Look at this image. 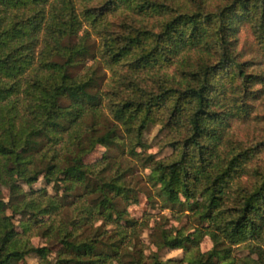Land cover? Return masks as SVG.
<instances>
[{"label": "trees", "instance_id": "trees-1", "mask_svg": "<svg viewBox=\"0 0 264 264\" xmlns=\"http://www.w3.org/2000/svg\"><path fill=\"white\" fill-rule=\"evenodd\" d=\"M241 24L264 54V0H0V264H264V172L250 167L255 181L232 188L264 141L224 135L263 81L236 49ZM149 124L177 129L171 157L145 160L153 195L197 225L152 244L186 254L206 235L204 252L162 260L129 245L136 222L118 202L134 190L83 161L97 145L137 156ZM39 178L52 195L20 189ZM14 216L40 235L20 237ZM239 246L254 257L233 258Z\"/></svg>", "mask_w": 264, "mask_h": 264}, {"label": "rangeland", "instance_id": "rangeland-1", "mask_svg": "<svg viewBox=\"0 0 264 264\" xmlns=\"http://www.w3.org/2000/svg\"><path fill=\"white\" fill-rule=\"evenodd\" d=\"M81 32H79L80 34ZM236 49L241 53V60H249L253 65L249 67L250 69L255 68L254 72H258L263 78L262 82L254 83L251 86V90L255 92L251 93L248 98H246V103L248 104L246 117H240L237 115L238 103L236 107H232L235 115L227 118V127L225 129V139L227 143H231V146H244L250 145L258 141H264V54L260 46L257 44L256 40L251 34L249 26L247 24H241L237 33V44ZM159 74L164 73L168 76H175L176 72L172 70L169 66H164L158 69ZM250 71V70H249ZM221 71L220 74H223ZM224 75V74H223ZM229 78L223 76L219 83L224 84L223 86L228 90ZM108 81V79H107ZM228 81V82H227ZM227 82V83H226ZM224 104V103H223ZM226 107L228 108V102H226ZM103 115V114H102ZM99 129H102L110 121L107 117L101 116L99 119ZM177 129L169 130L160 128L159 125L149 124L146 131L143 133V140L147 147L141 151V149L135 148L138 153L137 156L128 155L126 146L124 150L121 151L116 145L111 146L109 151L102 146H95L92 151L83 157V161L87 164L101 162L102 165L97 164L95 169H104V176L109 178L113 175L116 170L123 175V180L125 186L132 188V192L135 195L133 201H119L118 206H122L126 211V217L134 220L136 223L133 226L132 232H135V237L128 238L129 245L135 244V247H140L144 255H150L151 252H156L159 257L163 260L166 258H180L183 256H191L195 252H204L211 247V241L206 235H201L199 237V242L197 246L192 247L186 254L183 253L182 249H167L161 248L156 249L152 244V241L159 234V230H168L170 233L174 234L175 230H179L182 234H188L193 231L196 227V221L192 217H186L183 213H178L176 210H168L160 207L159 199L153 194L154 187L150 185L147 181L146 175L149 169L146 167L145 160H157L164 157H171L174 152L170 146H168L169 140L176 137ZM175 137H172V136ZM126 134L123 135V142H126ZM249 166V171L243 176L235 179L232 184V188H238L241 186L249 187L255 178L251 175V168L255 167L258 171L264 172V146H259L256 155L247 164ZM251 167V168H250ZM44 189L49 195L54 193L51 185L44 184L42 178H39L36 182L31 184L30 187L20 184V189L25 192L29 190ZM33 193V192H29ZM27 197L34 198L37 194H29ZM130 193V196L133 197ZM151 195V199H147L146 195ZM0 196L6 201L8 194L7 189L0 184ZM71 206V205H70ZM66 208V207H65ZM8 214L9 211H6ZM54 217V216H53ZM57 217V216H56ZM58 218V217H57ZM25 220L24 218H22ZM19 216L13 217V223L16 226V231L22 238L29 236V234L40 235V229L34 228L29 229V232L24 234L21 232L19 227V221L22 220ZM96 221L95 224H98ZM196 225V226H195ZM33 225H30V227ZM110 228V226H108ZM128 232H131L130 230ZM31 242L33 245L40 244L38 237H31ZM233 258L239 259L243 258L249 254V249L244 246H239L233 248L231 252ZM254 257L253 254H249ZM27 264H35V259L28 257L25 259ZM186 264V261H183Z\"/></svg>", "mask_w": 264, "mask_h": 264}]
</instances>
